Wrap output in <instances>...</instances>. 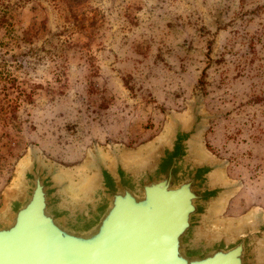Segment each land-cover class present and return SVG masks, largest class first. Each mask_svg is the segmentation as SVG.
Listing matches in <instances>:
<instances>
[{"label": "rangeland", "instance_id": "374dc122", "mask_svg": "<svg viewBox=\"0 0 264 264\" xmlns=\"http://www.w3.org/2000/svg\"><path fill=\"white\" fill-rule=\"evenodd\" d=\"M192 123L207 225L264 224V0H0V210L30 160L73 194Z\"/></svg>", "mask_w": 264, "mask_h": 264}, {"label": "water", "instance_id": "95a60500", "mask_svg": "<svg viewBox=\"0 0 264 264\" xmlns=\"http://www.w3.org/2000/svg\"><path fill=\"white\" fill-rule=\"evenodd\" d=\"M194 131L172 130L148 162L95 161L82 205H65L63 184L30 160L0 210V264H263L264 224L207 225L223 189L189 156Z\"/></svg>", "mask_w": 264, "mask_h": 264}, {"label": "bare ground", "instance_id": "6f19581e", "mask_svg": "<svg viewBox=\"0 0 264 264\" xmlns=\"http://www.w3.org/2000/svg\"><path fill=\"white\" fill-rule=\"evenodd\" d=\"M169 142V141H168ZM172 142H170V144H171ZM169 144V145H170ZM188 148H189V144H188ZM188 153H189V156L191 157V158H193V159H195L194 157H192V155H191V153H190V150L188 151ZM151 156V155H150ZM149 156V157H150ZM148 157V158H149ZM147 157L146 158H142L141 160H139V161H144V162H148V159ZM196 160V159H195ZM110 161V160H109ZM197 161V160H196ZM144 162H140V163H144ZM108 164V163H107ZM111 164V162L107 165V166H109ZM136 167H138V166H141L139 163H136V165H135ZM29 167L30 166H28V169H29ZM48 173H50L49 172V170L47 171ZM51 174V176H52V179H55V182L56 183H58V184H60L61 183V180H59V181H57L58 179H56V177L54 176L53 177V175H52V173H50ZM95 177V175H92V177H90L89 179H87L86 181H84V184L82 185V187L80 188V189H78L79 191L77 192V193H75L74 191H72V193L73 194H71V193H67V191L66 190H64V187H61L62 188V192H64V194H63V197H64V201H65V205H82L83 203H81L82 201H83V199L81 200V197L83 196V195H87L88 194V192L90 191V190H92L93 189V187L94 186H96L97 185V179H95L94 178ZM99 178V177H98ZM61 179V178H60ZM21 182V178H20V180H19V183ZM206 182H207V185L210 187V188H213L214 186H215V181L214 180H212V171H210L209 173H207V175H206ZM206 182H205V184H206ZM19 183H18V185H19ZM18 185H17V187H18ZM61 186V185H60ZM219 187V186H218ZM220 193H221V191L219 192V193H217V197L216 198H214L213 199V201L211 202L212 203V207L211 206H209L208 207V210H209V212L214 208L213 206L215 205V202L218 200V199H220ZM211 203H210V205H211ZM211 217V216H210ZM209 218V217H208ZM214 227V226H213ZM235 227V226H234ZM233 227V228H234ZM212 228V227H211ZM232 229V228H231ZM263 243V242H262ZM262 245V244H261ZM260 255H261V253H260ZM261 260H262V258H261ZM264 263V262H263Z\"/></svg>", "mask_w": 264, "mask_h": 264}]
</instances>
